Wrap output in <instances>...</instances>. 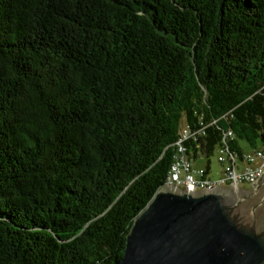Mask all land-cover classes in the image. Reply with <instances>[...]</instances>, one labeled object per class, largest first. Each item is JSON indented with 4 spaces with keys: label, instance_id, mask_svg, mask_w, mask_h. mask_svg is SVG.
<instances>
[{
    "label": "trees",
    "instance_id": "1",
    "mask_svg": "<svg viewBox=\"0 0 264 264\" xmlns=\"http://www.w3.org/2000/svg\"><path fill=\"white\" fill-rule=\"evenodd\" d=\"M183 125L264 146V0H0V264L119 261Z\"/></svg>",
    "mask_w": 264,
    "mask_h": 264
},
{
    "label": "water",
    "instance_id": "2",
    "mask_svg": "<svg viewBox=\"0 0 264 264\" xmlns=\"http://www.w3.org/2000/svg\"><path fill=\"white\" fill-rule=\"evenodd\" d=\"M113 264H264V178L251 189L161 187Z\"/></svg>",
    "mask_w": 264,
    "mask_h": 264
},
{
    "label": "built area",
    "instance_id": "3",
    "mask_svg": "<svg viewBox=\"0 0 264 264\" xmlns=\"http://www.w3.org/2000/svg\"><path fill=\"white\" fill-rule=\"evenodd\" d=\"M205 128L191 130L186 125L180 129L174 144L172 164L169 166L165 186L183 189L189 193L214 192L221 188L238 190L242 186L256 185L264 178V146L242 157L246 167L238 169V156L229 153L227 140L233 138L232 132L225 133L220 147L219 162L224 164L223 176L217 180L208 177V171L194 167L189 155V143L200 142L205 135ZM242 187V188H243Z\"/></svg>",
    "mask_w": 264,
    "mask_h": 264
},
{
    "label": "rangeland",
    "instance_id": "4",
    "mask_svg": "<svg viewBox=\"0 0 264 264\" xmlns=\"http://www.w3.org/2000/svg\"><path fill=\"white\" fill-rule=\"evenodd\" d=\"M238 143L240 147L242 148V150L244 151V153L249 152L253 149L249 144H247L246 142L242 140H239ZM219 152H220V149H217L216 152H214V154H212L209 158H204V160H202V163L193 162L194 167L202 168L206 170L207 167L209 166L210 167L209 176L213 179L221 178L224 173V164L219 162V156H220ZM244 167H246V165ZM244 167L242 169H244Z\"/></svg>",
    "mask_w": 264,
    "mask_h": 264
},
{
    "label": "crops",
    "instance_id": "5",
    "mask_svg": "<svg viewBox=\"0 0 264 264\" xmlns=\"http://www.w3.org/2000/svg\"><path fill=\"white\" fill-rule=\"evenodd\" d=\"M254 150H255V149H252L251 151H249V152H245V153H244V151H243V152H242V153H243V156H245V155H247V154L253 152ZM202 160H204V157H200V158H198V159H197L196 161H194V162L202 163ZM236 165H237L236 167H237L238 169H241V170H242V168H243L246 164H245V162L242 160V157H241V158L238 157ZM206 170L208 171V177L211 178V177L209 176V173H210V167L208 166ZM212 179H213V178H212ZM213 180H217V179H213Z\"/></svg>",
    "mask_w": 264,
    "mask_h": 264
},
{
    "label": "flooded vegetation",
    "instance_id": "6",
    "mask_svg": "<svg viewBox=\"0 0 264 264\" xmlns=\"http://www.w3.org/2000/svg\"><path fill=\"white\" fill-rule=\"evenodd\" d=\"M251 187H252V186H248V185H247V186H244L243 188H245V189H251Z\"/></svg>",
    "mask_w": 264,
    "mask_h": 264
}]
</instances>
